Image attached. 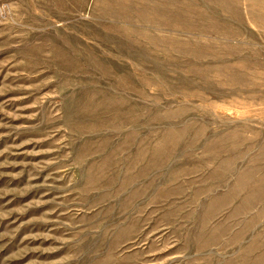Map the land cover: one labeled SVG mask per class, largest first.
Listing matches in <instances>:
<instances>
[{
	"label": "rangeland",
	"instance_id": "1",
	"mask_svg": "<svg viewBox=\"0 0 264 264\" xmlns=\"http://www.w3.org/2000/svg\"><path fill=\"white\" fill-rule=\"evenodd\" d=\"M0 264H264V0H0Z\"/></svg>",
	"mask_w": 264,
	"mask_h": 264
}]
</instances>
